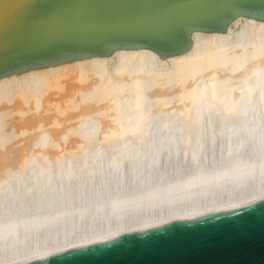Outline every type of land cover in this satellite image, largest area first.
<instances>
[{"label":"bare ground","instance_id":"1","mask_svg":"<svg viewBox=\"0 0 264 264\" xmlns=\"http://www.w3.org/2000/svg\"><path fill=\"white\" fill-rule=\"evenodd\" d=\"M0 79V264L264 199V20Z\"/></svg>","mask_w":264,"mask_h":264},{"label":"water","instance_id":"2","mask_svg":"<svg viewBox=\"0 0 264 264\" xmlns=\"http://www.w3.org/2000/svg\"><path fill=\"white\" fill-rule=\"evenodd\" d=\"M237 15L264 20V0H0V79L118 48L181 54ZM14 264H264V199Z\"/></svg>","mask_w":264,"mask_h":264}]
</instances>
